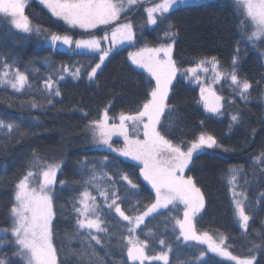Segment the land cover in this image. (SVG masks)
I'll return each mask as SVG.
<instances>
[{"label":"trees","instance_id":"16d2710c","mask_svg":"<svg viewBox=\"0 0 264 264\" xmlns=\"http://www.w3.org/2000/svg\"><path fill=\"white\" fill-rule=\"evenodd\" d=\"M25 12L34 24L47 31L41 35L26 34L0 18V58L14 62L21 71L27 70L37 89L28 95L15 93L11 89H0V118L19 124L27 132V135L13 133L10 140L0 134V228L9 227L8 210L13 203L14 185L26 173L33 151L48 160H63L54 193V244L63 264H82L76 254L81 249V242L73 236L75 214L71 209L72 201L82 190L83 181L92 164L99 170L103 158L107 156L104 170L113 176L122 196L138 192V196H133L131 202L138 199L141 207L154 201V191L139 175L140 165L111 150L93 146L86 133L89 121L96 119L109 102L112 105L110 115H118L121 111L134 112L137 109L149 90L150 77L147 72L137 69L128 55L141 47L158 46L165 42L163 33L167 25H155L147 30L137 27L136 42L114 51L98 72L95 81H89L86 76L79 80L66 76L60 82L62 96L56 98L54 106L45 103L43 108L32 109L27 101L34 97L44 103L38 89L49 75L50 65L43 62L45 58H50L56 67L61 64H83L87 67L93 54L53 49L44 42L43 36L59 33L87 37L88 34L69 28L36 0H30ZM239 21L240 16L233 0L180 6L170 14V22L178 32L174 38V58L178 65L187 68L194 66L200 58L215 56L224 68H230L239 47L238 75L246 77L253 88L250 89L251 97L244 101L232 93L223 81L218 87L225 97L221 110L223 114H210L200 101L198 86L179 75L170 93V102L176 106L175 112L171 117H163L162 123H166V120L173 122L172 127H166V133L174 142L183 141L188 146L189 141L201 132H206L229 148L225 154L222 148L202 149L198 154L194 153L186 176L193 177L205 199V208L196 218L198 231H207L214 238L219 233L227 235L228 242L232 244L230 250L235 255L246 257L249 255V241L259 242L257 234L264 232V200L257 203L260 193L264 192V172L258 167L255 171L253 169L254 157L264 151V45L253 47L247 41ZM84 112L88 115L85 116ZM236 113L240 115L241 123L233 124L230 129L231 115ZM85 160L89 165L82 173L81 162ZM232 166L243 167L249 181L246 187L251 204L246 211L252 219L247 238L234 219L232 193L227 181V172ZM121 172L127 173L138 183L139 189H131L125 181L120 180ZM244 178L243 174L239 178L242 185ZM62 180L65 181L63 186L60 184ZM97 199L102 203V198L98 196ZM128 206L127 203L122 205ZM182 208L179 205L171 213L167 209L162 210L165 215H156L155 219L150 217L145 222L156 233L149 240L150 249L159 251L162 246L158 241L164 239L166 244L172 246L169 264H198V250L206 253L199 264H233L208 252L205 245L184 242L182 237L176 239L179 228L171 217L182 219L183 212L179 210ZM103 211L110 225L126 223L120 221L114 212L108 215V209L104 208ZM141 229H144V225ZM114 231L116 235L112 236L111 244L101 247L92 242L96 252L93 264H130L126 249L119 246V236L126 234L125 230L115 228ZM141 239H144L143 235ZM1 252L10 258L11 244ZM257 260L259 264H264V253H258Z\"/></svg>","mask_w":264,"mask_h":264},{"label":"snow or ice","instance_id":"6c2138e0","mask_svg":"<svg viewBox=\"0 0 264 264\" xmlns=\"http://www.w3.org/2000/svg\"><path fill=\"white\" fill-rule=\"evenodd\" d=\"M233 2L247 41L253 47L264 45V0ZM39 3L69 28L80 29L88 34L86 39L74 40L68 34L49 33L45 39L53 49L64 45L72 51L80 50L93 55L87 67L83 64H61L56 67L50 58H45L43 62L50 65L49 75L43 79L42 87L38 89L44 103L34 97L27 101L32 109L43 108L45 103L54 106L56 98L62 96L60 82L66 76H71L74 80L86 76L89 81H95L98 70H101L118 44L134 43V25L126 18V14L138 11L143 6L147 25H167L163 33L165 42L158 47H141L128 55L131 63L146 71L150 77L149 90L137 109L134 112L121 111L118 115H110L112 105L109 102L101 109L100 115L88 124L95 144L103 145L140 165L139 175L151 185L155 194L154 201L141 207L138 199L131 202V198L138 196V192L122 196L113 176L104 170L107 156L103 158L99 170L92 164L87 178L83 181L82 190L72 201L71 209L75 214L73 236L81 242V249L76 254L82 264H93L96 252L92 242L101 247L111 244L112 236L116 235L115 228L125 230L126 234L119 236V246L126 249L130 264H169L172 246L166 244L164 239H159L161 249H150L149 240L156 233L145 224V220L148 217L155 219L156 215H165L161 209H167L171 213L179 205L183 206L179 209L183 212V218L171 217L179 228L177 240L182 237L184 242L194 241L197 245H206L208 252L234 264H259L257 254L264 253V232L257 234L259 242L249 241V255L242 257L229 250L232 244L228 242L227 235L219 233L214 238L207 231H198L196 227V217L204 208V195L193 177L186 176L185 171L193 162L194 153L212 148H222L227 152L229 148L206 132H201L198 137L189 141L188 146L183 141L174 142L166 133V127H172L173 122L166 120V123H162L161 119L171 117L175 112L176 106L170 102V92L177 74L199 85L200 101L207 112L223 114L221 109L224 107L222 101L225 97L214 88L221 81L225 82L232 93L247 101L251 97L250 89L253 84L246 77L238 75L239 47L230 68H224L215 56L200 58L194 66L187 68L178 65L173 57L174 38L178 32L170 22V14L180 6H187L188 0H147V3L145 0H39ZM27 5L28 0H0V18H6L12 27L23 33H45L47 30L33 25L25 14ZM122 17H125L124 22H121ZM102 26L103 35L99 36L95 30ZM105 42L107 47L104 46ZM0 89H11L25 95L37 90L28 71H21L14 62L10 63L6 58H0ZM84 115L87 116V112ZM231 122L230 129L233 124L241 123L240 115L232 114ZM13 133L27 135L19 124L0 118V134L10 140ZM114 136L123 138L122 147L113 146ZM62 164L63 160H48L33 151L26 173L14 185L13 203L8 210L9 227L0 228V249L9 243L12 246L11 257L5 259L0 256V264H63L54 244L53 231V220L56 216L55 185ZM88 165L87 160L81 162L82 173L84 169H88ZM257 167L264 172V151L254 157V171ZM242 174L245 177L243 185L239 179ZM119 179L125 181L131 189H139V184L127 173L121 172ZM227 181L232 193L234 219L247 238L252 216L246 211L251 202L246 187L249 181L243 167H230ZM60 184L63 186L65 181H60ZM98 196L102 198V203L98 202ZM261 200H264V192L260 193L257 203ZM126 203L129 206L122 207ZM104 208L108 209V215L114 212L120 221L126 223L110 225L105 218ZM141 225H144V229H141ZM141 235L144 239H141ZM198 251L199 264L206 253L204 250Z\"/></svg>","mask_w":264,"mask_h":264},{"label":"rangeland","instance_id":"374dc122","mask_svg":"<svg viewBox=\"0 0 264 264\" xmlns=\"http://www.w3.org/2000/svg\"><path fill=\"white\" fill-rule=\"evenodd\" d=\"M37 1V3L38 4H40L39 3V0H36ZM211 1H215V0H188V5H197V4H202V3H207V2H211ZM30 2V0H28V3ZM145 2L147 3V0H145ZM41 5V4H40ZM42 7H44L43 5H41ZM26 9V8H25ZM25 14H26V12H25ZM27 15V14H26ZM126 18L128 19V20H130L132 23H133V25H134V31H135V40H134V43L136 42V38H137V27H140L141 29H143V30H147V29H151V28H153L155 25H147L146 24V13H144L143 12V6H141L140 7V9L138 10V11H134V12H131V13H129V14H126ZM6 21H8L6 18H4ZM124 19H125V17H122V20H121V22H124ZM31 22H32V20H31ZM32 24L33 25H36V24H34L33 22H32ZM75 30H77L78 32H80V33H84L82 30H80V29H75ZM96 31V33H97V35H99V36H102L103 35V26L101 27V28H99V29H97V30H95ZM32 34H35V33H32ZM73 37V39L75 40V39H86V38H88V36L87 37H74V36H72ZM43 38H44V42L47 44V45H50V42L49 41H47L46 39H45V37L43 36ZM133 43V44H134ZM133 44H129V43H124V44H118L117 46H116V48H115V50L114 51H116V50H119V49H122V48H125V47H127V46H130V45H133ZM51 46V45H50ZM104 46L105 47H107L108 45H107V42H105L104 43ZM159 46V45H158ZM158 46H148V47H158ZM174 46H175V44H174ZM174 46H173V57H174ZM145 47V46H144ZM56 49H64V50H69V51H72V50H70L67 46H64V45H58L57 46V48ZM136 50H138V49H136ZM136 50H133V51H136ZM113 51V52H114ZM133 51H131V52H133ZM75 52H81L80 50H76ZM83 53H86V52H83ZM175 59V58H174ZM108 60V59H107ZM106 60V61H107ZM106 61H105V63H106ZM131 62V61H130ZM105 63H104V65H105ZM103 65V66H104ZM103 66H102V68H103ZM135 66V65H134ZM136 67V66H135ZM101 68V69H102ZM137 68V67H136ZM137 69H139V70H141V71H144L143 69H140V68H137ZM100 70H98V72H99ZM146 72V71H145ZM98 74V73H97ZM180 74H177V77L179 76ZM68 77H70L71 79H72V77L71 76H68ZM177 77H176V79H177ZM175 79V80H176ZM74 80V79H73ZM175 80L173 81V84H174V82H175ZM187 80V79H186ZM187 81H189V80H187ZM222 82L223 81H221V83L220 84H217V85H215L214 86V88L217 90V93L218 94H220V95H222L221 93H220V90L218 89V87L222 84ZM191 83H193L194 85H196V86H198V88H199V91H200V87H199V85H197L196 83H194V82H191ZM173 86V85H172ZM171 93V92H170ZM222 103H223V101H222ZM202 104H203V102H202ZM222 110V109H221ZM208 113H210V112H208ZM210 114H213V113H210ZM163 118V117H162ZM161 118V119H162ZM87 136L91 139V141H92V143H93V146H95V147H98V148H105V149H108L107 147H105V146H103V145H97V144H95L94 143V141H93V139H92V135H91V132L89 131V128L87 129ZM113 146L114 147H117V148H119V147H122L123 146V138L122 137H113ZM108 150H110V149H108ZM222 152L225 154V152L226 151H224V150H222ZM125 158V157H124ZM126 159H128V158H126ZM130 160V159H129ZM59 173V172H58ZM58 173H57V176H58ZM185 175H186V171H185ZM150 187H151V185H149ZM182 206V205H181ZM204 208H205V199H204ZM204 208L201 210V212L204 210ZM162 210H165V209H161L160 211H162ZM200 212V213H201ZM199 213V214H200ZM198 214V215H199ZM150 217H148V218H146V220H145V222L149 219ZM197 218V217H196ZM54 221V220H53ZM142 226V225H141ZM139 231V229L137 230V232ZM210 234V233H209ZM211 235V234H210ZM8 237H10V233L8 234ZM188 242H194V241H188ZM9 244H7V246H8ZM7 246H5V247H7ZM206 246V245H205ZM4 247V248H5ZM207 247V246H206ZM3 248V249H4ZM3 249H0V256H2V257H4L5 259H8L6 256H5V253H2L1 251H3ZM230 250V249H229ZM231 251V250H230ZM232 252V251H231ZM212 253V252H211ZM233 253V252H232ZM213 254H215V253H213ZM234 254V253H233ZM216 255V254H215ZM169 258H170V254H169ZM220 258H222V257H220ZM223 260H225L224 258H222ZM227 261V260H226ZM228 262H230V261H228ZM155 263V262H154ZM157 263H161L162 264V262H157ZM231 263H233L234 264V262H231Z\"/></svg>","mask_w":264,"mask_h":264}]
</instances>
